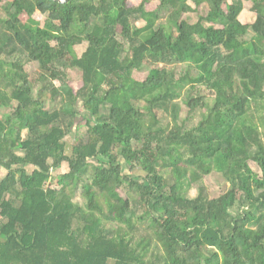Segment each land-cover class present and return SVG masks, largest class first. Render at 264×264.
Segmentation results:
<instances>
[{
    "label": "trees",
    "instance_id": "16d2710c",
    "mask_svg": "<svg viewBox=\"0 0 264 264\" xmlns=\"http://www.w3.org/2000/svg\"><path fill=\"white\" fill-rule=\"evenodd\" d=\"M0 168V264H264V0H0Z\"/></svg>",
    "mask_w": 264,
    "mask_h": 264
},
{
    "label": "rangeland",
    "instance_id": "374dc122",
    "mask_svg": "<svg viewBox=\"0 0 264 264\" xmlns=\"http://www.w3.org/2000/svg\"><path fill=\"white\" fill-rule=\"evenodd\" d=\"M156 1V0H155ZM190 3L192 4V6H194V4L190 1ZM168 13H169V10H164L162 16H161V21L163 23H167V16H168ZM36 19L40 20L41 24H44L45 21H46V15L40 13V12H36V14L34 15ZM240 20L244 23L246 22H251L253 20V14H251L249 11H243L240 15ZM142 23H144V21H142ZM87 46V42L81 44V45H78L77 46V50H78V53L81 54L85 48ZM33 68H35V64L34 63H30V64H27V69L29 71H31ZM183 68H186V65L185 66H182L180 69H183ZM149 72V69L148 68H144V69H141V70H138L135 72V76L138 77V78H145L146 75L148 74ZM72 77L76 80H78L80 78V73L78 70H74L72 71ZM58 82V81H57ZM84 112V110H83ZM197 118H199V116H197ZM80 129H83V127H81ZM123 162V161H122ZM255 169H256V166L254 165L253 166ZM59 171L62 170V168L58 169ZM123 170L125 172H128V173H131L135 176H140L143 171H141L140 169H133V170H130L129 167L123 163ZM5 170L0 168V179L1 177L5 174ZM206 186L208 187L211 195L213 197L215 196H219L221 192H223L224 190H227L230 186V184L225 181V179L222 177V175L218 172H213L207 179H206ZM187 193L191 196V197H196L198 194H199V190L198 188L192 186L190 187L188 190H187ZM74 201L75 202H78V203H82L83 199H82V196H81V188L77 189L75 195H74ZM142 225V227H145L147 226V221H144L142 223H140Z\"/></svg>",
    "mask_w": 264,
    "mask_h": 264
},
{
    "label": "water",
    "instance_id": "95a60500",
    "mask_svg": "<svg viewBox=\"0 0 264 264\" xmlns=\"http://www.w3.org/2000/svg\"><path fill=\"white\" fill-rule=\"evenodd\" d=\"M62 1H65V0H62Z\"/></svg>",
    "mask_w": 264,
    "mask_h": 264
}]
</instances>
